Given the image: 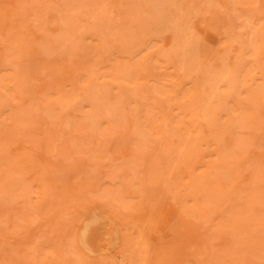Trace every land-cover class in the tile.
I'll use <instances>...</instances> for the list:
<instances>
[{
  "label": "rangeland",
  "instance_id": "obj_1",
  "mask_svg": "<svg viewBox=\"0 0 264 264\" xmlns=\"http://www.w3.org/2000/svg\"><path fill=\"white\" fill-rule=\"evenodd\" d=\"M0 264H264V0H0Z\"/></svg>",
  "mask_w": 264,
  "mask_h": 264
},
{
  "label": "bare ground",
  "instance_id": "obj_2",
  "mask_svg": "<svg viewBox=\"0 0 264 264\" xmlns=\"http://www.w3.org/2000/svg\"><path fill=\"white\" fill-rule=\"evenodd\" d=\"M162 215L164 216V224H167L166 226V230H167L168 226L171 223L174 224V221L178 219L179 212L176 208L169 206V208H167L166 211L162 213ZM96 220L97 219L86 221L85 226L81 229L82 238L85 239L87 237L89 238V240H91L92 238L95 237L96 233L100 229L98 228V226H94ZM90 242H93V241H90Z\"/></svg>",
  "mask_w": 264,
  "mask_h": 264
}]
</instances>
